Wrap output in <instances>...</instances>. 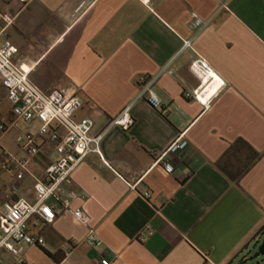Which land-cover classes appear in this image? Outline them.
<instances>
[{"label": "crops", "instance_id": "obj_1", "mask_svg": "<svg viewBox=\"0 0 264 264\" xmlns=\"http://www.w3.org/2000/svg\"><path fill=\"white\" fill-rule=\"evenodd\" d=\"M0 10L15 15L0 46H18L14 61L33 66L43 92L76 91V118L92 117L91 134L103 133L102 156L89 153L63 186L103 244L86 242L88 225L71 212L53 222L33 216L30 231L45 244L25 246V264H237L264 225V0H10ZM195 15L209 24L194 27ZM199 57L216 78L190 67ZM150 80L162 110L139 96ZM196 92H213L209 107ZM127 106L130 128L111 123ZM2 118V148L25 156L16 137L37 133L40 122L15 118L0 77ZM184 130L190 149L169 154L168 172L156 153ZM56 155L43 140L22 179L16 166L0 167V201L35 203V184Z\"/></svg>", "mask_w": 264, "mask_h": 264}, {"label": "built area", "instance_id": "obj_2", "mask_svg": "<svg viewBox=\"0 0 264 264\" xmlns=\"http://www.w3.org/2000/svg\"><path fill=\"white\" fill-rule=\"evenodd\" d=\"M10 0H0V3ZM26 5L31 0H20ZM15 15L6 10H0V35L5 34L7 28L14 24ZM195 15L193 25L203 29L209 24ZM186 47L192 46L191 40H185ZM18 46L8 39L0 46V77L7 90V98L11 103L15 118L24 121L37 120L40 122L37 133L24 132L16 137V142L23 146L25 156H19L2 148L0 144V167L18 168L16 174L22 179L27 171L28 156L40 151V141H51L55 145L56 159L51 162L44 173V177L35 184L37 201L30 203L24 198H7L0 201L3 214L0 217V264H5L1 251H7L16 258L19 264H25L24 248L27 245L45 244V238L30 231L29 220L39 216L45 222H53L58 216L71 212L76 219L88 225L85 240L93 247L103 244L95 226L92 215L84 208H71L69 200L63 194V186L70 181L72 173L91 152L102 156L103 133L93 135L91 129L94 119L90 116L76 118V111L82 107L83 101L71 87L55 88L49 93L40 90L31 80L33 66L17 63L14 56L18 53ZM210 79L216 78L213 67L204 58H197L190 65ZM217 90L214 92V94ZM213 92L202 99L196 92V98L210 105ZM139 96L152 107L162 110V102L155 89V80L145 82ZM130 106L125 107L112 119L113 124L129 129L133 124ZM8 130L6 118L0 120V131ZM190 142L186 130L180 132L175 140L164 150L156 153L155 164L162 165L168 172H174L175 167L168 159L169 154L189 151ZM106 162V161H105ZM106 164H109L106 162ZM138 182L130 183L132 189L137 188ZM145 192V196H149ZM152 233V232H151ZM109 258H102L99 264H111Z\"/></svg>", "mask_w": 264, "mask_h": 264}, {"label": "trees", "instance_id": "obj_3", "mask_svg": "<svg viewBox=\"0 0 264 264\" xmlns=\"http://www.w3.org/2000/svg\"><path fill=\"white\" fill-rule=\"evenodd\" d=\"M251 243H253V246L255 249L253 256L252 257L248 256L247 255L248 252H246L238 260L237 264H248V262H250L256 258H262L264 261V225L258 230V232L254 235V237L246 244L245 249H247L248 245H250ZM248 258L251 260H246ZM258 264H262V263H260V261H258Z\"/></svg>", "mask_w": 264, "mask_h": 264}, {"label": "rangeland", "instance_id": "obj_4", "mask_svg": "<svg viewBox=\"0 0 264 264\" xmlns=\"http://www.w3.org/2000/svg\"><path fill=\"white\" fill-rule=\"evenodd\" d=\"M254 252H255V249H254V246H253V243H252V248H251V250L250 251H248V253H247V255L248 256H250V257H252L253 256V254H254ZM249 257V258H250ZM246 259V260H251V259ZM262 258H256V259H254V260H252V261H250V262H248V264H258V261H260V263H262V264H264V261H263V259L261 260Z\"/></svg>", "mask_w": 264, "mask_h": 264}]
</instances>
